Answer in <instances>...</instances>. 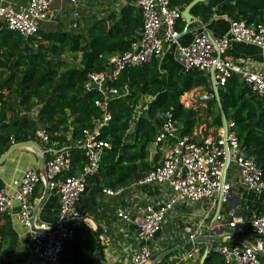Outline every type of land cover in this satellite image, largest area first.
<instances>
[{
  "label": "trees",
  "instance_id": "trees-1",
  "mask_svg": "<svg viewBox=\"0 0 264 264\" xmlns=\"http://www.w3.org/2000/svg\"><path fill=\"white\" fill-rule=\"evenodd\" d=\"M190 1L170 0L169 4L182 10ZM189 13L205 24L212 9L206 2H198ZM218 13L246 25H264V0L223 2ZM189 25L177 20L175 29L181 32ZM139 30L140 14L133 4L91 20L79 32L38 30L35 36L22 39L0 23V155L11 144L33 141L35 131L43 128L48 136L45 146L54 143L55 149L64 148L69 153L71 168L61 177L78 173L85 158L74 142L101 119V109L93 101L101 100L102 96L96 90H85L83 83L88 74L105 68V55L127 51ZM65 52H78V65L65 61ZM60 66L64 68L61 71ZM111 84L119 95L106 97L105 112L109 119L98 127L97 136L109 147L102 150L97 171L87 179L85 190L75 204L80 216L91 215L102 188L114 190L125 186L158 164L160 144L153 142L165 112L180 127L179 133L189 136L201 126L212 128L215 133L221 126L222 112L234 124L232 131L239 150L251 156L264 172V100L242 85L235 75L217 89V101L203 100V106L198 108L184 106L180 97L194 88L210 93L207 77L194 70L181 71L168 61L162 62L160 57L124 68ZM98 230L82 223L72 225V237L63 244L58 264H103ZM171 247L173 244L151 254V260ZM16 249V233L9 218L3 216L0 264H12ZM203 250V246L198 249L199 257ZM170 255L157 264H166ZM259 258L264 259L261 255ZM202 264L223 262L217 253L208 250Z\"/></svg>",
  "mask_w": 264,
  "mask_h": 264
},
{
  "label": "built area",
  "instance_id": "built-area-1",
  "mask_svg": "<svg viewBox=\"0 0 264 264\" xmlns=\"http://www.w3.org/2000/svg\"><path fill=\"white\" fill-rule=\"evenodd\" d=\"M54 1L26 0L22 6L0 4V23L6 30L18 34L22 39L33 37L40 24L47 20ZM65 1L76 5L81 1L104 0ZM169 1L133 0V5L140 14L139 35L129 44L127 51L105 55V68L88 74L83 83L85 90H96L102 99L93 101V105L101 109V119L96 121L91 130L83 131L81 138L74 142V146L82 149L85 158L81 170L75 175L61 177V174L71 168L70 156L64 148L55 149V144L51 143L42 153L45 154L43 174L38 168L26 169L18 178L10 181L9 193L1 186L0 222L3 216L8 215L11 204L16 203V220L28 232L30 259L26 264H58L63 244L71 239L72 225L75 223L65 225L64 222L81 217L75 204L85 190L87 179L96 173L102 150L109 147L107 142L97 139L98 127L109 119L105 112V99L107 96L119 95L117 88L111 83L124 68L146 63L152 58L160 57L166 48H171L181 71L194 70L207 77L211 92H204L202 99L214 98L211 81L218 89L230 76L235 75L242 85L264 100V67L249 70L224 55L232 42L264 50V25H246L243 21L227 19L226 34L215 37L197 20L196 32L187 43H182L179 40L181 34L175 29L177 20L184 22L181 9L171 6ZM225 122V135L220 126L214 134L196 138L194 135L180 134V127L171 120L170 113L162 114V122L156 130L153 143L165 144L166 153L156 166L140 179L131 182V185L165 184L170 190L171 198L158 205H146L142 214L133 219L136 246L129 254V264H146L150 261L149 243L160 230L172 203L207 201L209 209L212 208V221L219 224L224 221L220 207L227 202L230 190L226 179L230 162L235 165L239 181L247 190H264L263 170L251 156L239 150L232 131L234 124L231 120ZM33 141L47 144L48 136L43 128L35 131ZM37 185H45L47 192L54 193L57 198V218L55 225L51 227L39 228L34 225L31 200ZM123 190L124 186L114 190L102 188L101 192L104 195L117 196ZM115 215L120 220L130 221V207L125 203L117 205ZM241 223L250 230V242L246 245L236 241L229 245L226 242L210 245L206 252L212 250L217 253L223 264H264V260L259 258L261 253L264 254V214L254 216L248 223ZM225 224L233 228L234 218L225 219ZM188 239H192V235Z\"/></svg>",
  "mask_w": 264,
  "mask_h": 264
},
{
  "label": "crops",
  "instance_id": "crops-1",
  "mask_svg": "<svg viewBox=\"0 0 264 264\" xmlns=\"http://www.w3.org/2000/svg\"><path fill=\"white\" fill-rule=\"evenodd\" d=\"M231 1L232 0L204 1L212 9L211 17L208 22L204 24L205 29L212 36L221 37L226 34L228 20L225 16L219 15L218 6L220 3ZM25 2L26 0H0V4L13 6H22ZM126 4H133V0H104L101 2L81 1L76 5H72L65 0H55L50 6L47 20L40 24L38 30L61 31V29H74L76 31H81L85 28L88 22L99 18L97 17L99 10L101 11L99 16H104L102 15L103 13H105V15L109 14ZM94 14H96V17H93ZM196 21L197 18H193L190 23H188L191 24L189 25V28H184L180 32L181 35L179 40L182 43H187L196 32V27H198ZM138 35L139 32L137 36ZM224 55L232 62L240 64L249 70L264 67V50H259L248 44L232 42ZM160 58L162 62L168 61L177 66L171 48H166ZM188 92H185L184 94ZM199 131L200 130L194 131L192 135L195 136ZM29 142L33 143L34 146L30 145L15 148L0 164V181L6 188L5 190L7 193L11 191L10 181L12 179L18 178L26 169L39 168L40 163L36 151L43 153L46 146L38 141ZM166 150L167 147L165 144L159 145V158L157 163L161 161ZM42 155L44 158L45 154ZM226 179L230 185V190L227 202L223 203L220 207L221 218L224 219V221L221 222V224L212 221V208L209 209L207 201L176 202V205L166 212L160 230L155 238L149 243L151 254H158V252L163 250L166 245L173 244V246H175L180 244L188 240L189 235H192V239L206 234L215 235L213 231L217 229L219 225H222L223 227L222 233H232L241 240V242L246 244L250 242L252 239L250 230L241 222L244 221L245 223H248L254 216L264 214V190H247V188L240 183L233 162H230L228 165ZM43 191V186L38 185L33 192L31 200L32 209L37 206L36 214L34 216V225L39 228H46L55 225L57 218L58 201L55 194L47 192V194L44 195L43 200L40 201ZM170 198V190L165 184L151 183L144 185H131L130 182L124 186V190L120 195L108 196L102 193L98 194L94 200L91 215H89L92 222L84 219L75 224H85L96 232L98 227L97 243L100 247L103 264H129V254L136 246L133 219L135 216L142 214L143 208L146 205H158L169 201ZM119 203H125L130 207V221L120 220L115 215V207L119 205ZM195 203L198 204L197 207L195 206ZM181 205H184L187 210L179 207ZM10 207L7 217L9 218L11 227L17 237V249L12 264H26L30 259L28 232L16 220L15 212L17 204L13 202ZM230 217H233L235 220L233 228H229L225 224V219H230ZM234 241L235 240L231 238H222L221 240L214 242L222 244ZM210 243L206 245L203 241H196L193 244H190L189 248H186L188 247L186 246L171 253L172 255L169 254L170 256L165 262L166 264H198L200 257L202 256L199 257L198 249L203 246L206 251L211 245ZM261 256L264 257V254H261ZM150 262L151 258L146 264H149Z\"/></svg>",
  "mask_w": 264,
  "mask_h": 264
},
{
  "label": "water",
  "instance_id": "water-1",
  "mask_svg": "<svg viewBox=\"0 0 264 264\" xmlns=\"http://www.w3.org/2000/svg\"><path fill=\"white\" fill-rule=\"evenodd\" d=\"M205 0H191L190 2L187 3V5H185L183 7V9L181 10V16L183 17L184 19V22L186 24L190 23V21L193 19L192 15L189 13V9L195 4V3H198V2H204ZM211 84H212V91H213V94H214V99L217 101L218 99V96H217V89L215 88V86L213 85V82L211 81ZM226 119L223 115L222 112H220V124H221V128L223 130V133L224 135L226 134ZM34 146L33 143L31 142H21V143H16V144H13V145H10L1 155H0V164L3 162V160L8 156V154L14 150L15 148L17 147H22V146ZM36 155L38 156V160H39V170L40 172L43 174V155H42V152L40 151H36ZM43 195L42 197L40 198V201L43 200V197L45 194H47V188L45 187V185L43 186ZM176 205V203H172L171 204V209ZM195 206L197 207L198 204L195 203ZM181 208H184L187 210V208L184 206V205H181L179 206ZM36 209H37V206L33 209V212H32V215L35 216L36 214ZM84 219H87V220H90L92 222V220L90 219V217L88 215H84V216H81L79 217L78 219L76 220H71V221H66L64 222L65 225H68V224H74V223H78ZM211 224V223H210ZM222 229L223 227L221 225H219L217 227V229H215L213 231V233L215 235H203V236H199V237H195L193 239H188L180 244H177L165 251H163L162 253H160L159 255H157L156 257H154L151 262L149 264H157L159 261H161L163 258L167 257L169 254L171 253H174L178 250H180L181 248H184L186 246H189L190 244H193L194 242L196 241H203L206 245L210 242H214V241H218V240H221L222 238H231L241 244H244L246 245V243H243L241 242V240H239L236 236H234L232 233H222ZM222 233V234H220ZM220 234V235H219ZM206 254V251L204 250V252L202 253V256L200 257V260H199V263L198 264H202L203 262V259H204V256ZM262 254V253H261Z\"/></svg>",
  "mask_w": 264,
  "mask_h": 264
},
{
  "label": "rangeland",
  "instance_id": "rangeland-1",
  "mask_svg": "<svg viewBox=\"0 0 264 264\" xmlns=\"http://www.w3.org/2000/svg\"><path fill=\"white\" fill-rule=\"evenodd\" d=\"M97 17H104L106 16L105 13H103L102 15L104 16H99L101 14V11L99 10L98 13H97ZM96 14L93 15V17H96L95 16ZM79 31V30H78ZM63 58L65 61H68V62H71V63H75L76 65H78L79 63V59H80V54L77 52V53H74V54H70L68 52H65L63 54ZM61 68L63 67H59L58 70L61 71ZM64 69V68H63ZM204 94V91L202 88H196V89H192L191 91H189L188 93L186 94H183L181 97H180V101L185 105V106H193V107H201L203 106V104L201 103L203 100L205 99H202L201 96ZM199 132L195 135L196 137H200V136H205V135H211L214 133V129L212 128H205L204 126H201L199 128ZM217 131V130H216Z\"/></svg>",
  "mask_w": 264,
  "mask_h": 264
}]
</instances>
